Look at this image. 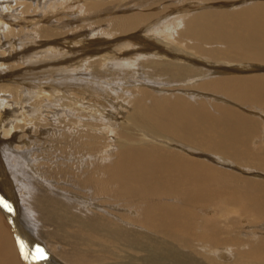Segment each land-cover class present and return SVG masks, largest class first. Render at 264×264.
<instances>
[{"label": "bare ground", "instance_id": "bare-ground-1", "mask_svg": "<svg viewBox=\"0 0 264 264\" xmlns=\"http://www.w3.org/2000/svg\"><path fill=\"white\" fill-rule=\"evenodd\" d=\"M108 1L62 0L103 22V32L117 38L114 45L129 35L141 46L134 51L138 70L125 77L145 87L128 90V109L116 124L107 113L68 119L63 115L75 113V100L47 104L40 87L16 77L22 67L10 61L16 55L0 61V81L28 86L0 84V264H106L114 256L117 264L139 257L143 264H223L215 257L264 262V180L253 176L264 174V0H205L235 5L193 12L176 27L163 22L179 18L173 11H153L172 2L144 0L143 9L107 18L102 6ZM22 5L29 8L28 1ZM0 29L6 36L15 30L2 20ZM54 29L42 25L38 32L50 38L59 34ZM159 31L164 38L144 35ZM9 101L22 110L26 105L23 126L31 118L36 129H80L61 137L55 128L48 139L54 160L35 167L13 147L16 135L6 125L14 112H3ZM49 107L65 110L51 124L42 122ZM251 168H257L252 176L236 173ZM48 238L56 241L57 257L45 252L39 259L36 250L47 247Z\"/></svg>", "mask_w": 264, "mask_h": 264}, {"label": "rangeland", "instance_id": "rangeland-1", "mask_svg": "<svg viewBox=\"0 0 264 264\" xmlns=\"http://www.w3.org/2000/svg\"><path fill=\"white\" fill-rule=\"evenodd\" d=\"M23 1L29 2L28 9H25V7L22 5ZM52 1L51 0H38V1L37 0H21V1L0 0V20H2V22L4 23L10 24L13 30L15 29L10 34H7V36L5 33H3V29H0V34H1L0 53H3V55H0L1 57L0 61H5V59L6 60L11 59L12 57L11 55H16V59L10 60L11 62H16L18 64H21L20 66H22L16 70L15 72L16 77H18L19 79L25 78L24 81L27 80L28 82L27 81L26 82L27 84H29L28 86L30 87L32 86L40 87L41 88L40 91L44 92L45 94L44 98L49 99V102H47V104L50 105L53 104V106H55L56 105L55 103L57 102H58L57 104L60 105L61 103L64 102L72 103V101L75 100L73 101L72 108H75L74 109L75 113L76 112L77 113L75 114L71 112L70 114L67 113L66 115H63V116H68L67 117L68 119L77 118L80 119V121H83L84 119L90 120V116H89L90 113H97V114L101 113L103 115L107 113L104 116H108V119L113 120V122L116 124L117 121L123 117L124 113L128 109L127 107L128 104L125 101V98L129 96L127 93L128 90L139 86L140 88L145 87V85L142 82H140L139 78L132 79L133 76L130 78L125 77L126 76L125 74H131L132 72L138 70V67L136 68L137 61L135 62L134 60V57H136L137 55H134V51L139 50L141 46H138L137 41L131 39L129 35H125L124 37H122L121 39L122 42L121 41L120 42L123 46L120 43H119L120 45H114V43L118 42L116 41L117 38L112 35L107 36V34H105V32H103V30L101 29V27L102 28L106 27L105 24L101 26V23L103 22L101 23L94 22L96 18H90L93 15L91 12H84L82 6H81L82 8H80V6L79 8L77 7L71 8L69 5H67L66 2L63 3L62 0H57L58 2L55 3V5L53 6L52 3H50ZM143 1L144 0H111L105 2L102 6V9L105 10V14L107 13L109 14L107 15L108 16L107 18H111L112 16L127 14L134 11H138V9H143L144 6L140 4ZM164 1H166L169 4L170 2H172V4L167 9L157 7L153 11L155 13H158L161 11V9H163V14L167 15V13L173 11L174 14H170V15L175 16L174 18L179 16V18L176 21H174L172 20L173 19L172 17L171 19L170 18L168 19L169 16L165 15L166 20L163 21L166 23L165 27H172V26L176 27L178 26L176 23L181 17L188 18L191 13L193 12L198 13L199 10L200 12L206 9L222 10V9L232 8L231 6L235 5L230 2H220V1L214 2V1H205V0H190V1L184 0L187 1L188 3L187 2L182 3L183 0H153V2H161L160 4H162ZM247 1L249 0H242L241 3L247 4L248 3ZM237 3L239 2H236V4ZM145 5L148 6L149 2H145ZM182 6L185 7L184 11L179 10V8L182 9ZM106 10L108 12H106ZM175 10H177V12L179 13H176ZM35 18L39 20L38 21L34 20ZM36 22L38 23L36 24ZM39 22L43 26H51V28H55L56 32L58 31L59 34L50 38H42L41 34L38 32V28L42 26ZM139 29L144 30L145 25H143ZM135 32L138 33L137 31ZM150 33L151 32L149 33L147 32L144 35H146L147 37H154L153 39L155 38L161 39L165 37V34H167L166 32L159 31V33L153 32L154 33L153 35H156L153 36L151 35L152 33L151 34ZM129 42H131L132 44L134 43L135 45L133 46ZM155 44L158 43H154V45L146 44V46L148 47H145L146 50L145 54L148 53L149 50L148 48L150 47V49H153V47L156 46ZM142 55L145 56V58L150 57L149 54L148 55L142 54ZM151 55L153 56V54ZM143 56L140 55L139 56L140 59L138 60H142ZM92 62L94 63L95 67L93 66ZM251 71L249 70V72ZM5 73L6 72L1 71L2 75ZM120 77L121 79H119ZM1 83L2 84L10 83L17 86L22 85L20 86L22 88L24 86V84L20 80L6 81V82L0 81V84ZM83 85L86 87L88 91L86 90L83 91V89L80 88V86ZM26 87L23 89L27 90L28 88ZM89 89L92 90L89 91ZM117 93L124 95L122 96L120 94L117 95ZM101 94H103L105 98ZM23 95L27 96V98L29 96L28 93ZM4 96H8V94L2 93L1 97ZM31 97L32 99L30 101H32L34 99L33 97L35 96L33 95ZM53 98L54 99L59 98V99L53 100ZM9 102L13 104L10 106H6V109L3 112L4 113L14 112L11 114H16L15 116L11 114L8 115L7 118H9L11 122H9L6 125V128L11 129V133L13 135H16V142L13 143V147L19 145V148H15V151L18 150L16 152L19 155L25 153V156L29 158L30 163L33 164V166L35 165V167L39 166V163L41 162H42L41 165L43 164V166L44 165L47 166L49 162L52 163V161L54 160L55 156H53V154L55 153L54 151L55 145L53 144L52 146L49 143V140L52 139L51 136H54L51 134H53L52 131L56 132L55 128L61 130L58 132V135H61V133L63 135L64 131L69 130L68 128L73 129L75 132L78 129H80L79 126L76 127L75 125L73 128L66 127L67 129L66 128L59 129L58 127H53V126H48V127L46 126V128L40 126V128L36 129L34 125L35 122H33L35 120L30 121L29 119L31 118L28 117H25V119L28 118V120L26 119L27 125L23 126V123L26 124V121L24 120L23 122L24 114L22 112L25 111V109H27L26 105L24 104V109L22 110V108H20L18 105H14L15 103L13 101H9ZM113 103L117 104L118 105L117 107L120 109L117 110ZM48 110H47L48 112L47 111L43 112V117L45 118V120H43L42 122H46V123L49 122V124L55 121L54 120L55 117L59 119L60 117H58V115L59 114L62 115V113L64 114L65 112V110L60 108L57 109L56 111L57 114L54 113L53 112L54 110H51L50 107L48 108ZM17 123H20V127L18 129L13 128ZM109 125H112V123L110 124L106 123V125H102V126H109ZM262 132H263L262 135H264V130ZM58 135H56L57 137L55 136L56 138L54 139H57ZM62 135L61 137H63ZM263 141H264V136H263ZM22 145L23 147H21ZM9 152H11L14 155V152H12V150H9ZM47 160H49V162ZM11 165L12 164L10 163V169H11ZM251 169L253 170H249L248 172L247 170L243 172L236 171V173H239L244 176L246 175L252 176L253 171L254 170L257 171V168H251ZM25 173H24L25 176H27L28 172ZM253 174H254L253 176L257 174L256 177H259L264 180V174L263 175L258 173H253ZM260 224H264V219L260 221ZM251 234L253 233H249V235ZM48 240L50 241L47 247H45L44 244L42 245L41 243V248L42 250H44L43 252L44 253L47 252L50 257L52 256L57 257L56 255H54L55 253L53 252V247L56 246L55 243L56 241H54V239L51 238H48ZM60 246H62V248L67 249L69 256L72 254V251L68 249L66 245H57V248H60ZM54 249H56V247H54ZM115 259L118 260L116 256H114L113 259H108L109 261L106 262V264H117V261ZM215 259L216 262L219 261L223 264H231L233 262V257L228 259V261H224L218 257H215ZM123 260L125 262H131V263H123V264H143L140 257L138 258L137 261L133 260L132 258H126ZM64 263L68 264L63 260L60 261V264H64ZM235 264H264V262L243 261L241 263L237 262Z\"/></svg>", "mask_w": 264, "mask_h": 264}, {"label": "snow or ice", "instance_id": "snow-or-ice-1", "mask_svg": "<svg viewBox=\"0 0 264 264\" xmlns=\"http://www.w3.org/2000/svg\"><path fill=\"white\" fill-rule=\"evenodd\" d=\"M3 206L5 207V208H8L9 210H10V206L5 202V203H3ZM37 254H38V257L37 258H39V259H46V256H45V254H44V252H43V250L42 249H40V248H37Z\"/></svg>", "mask_w": 264, "mask_h": 264}]
</instances>
